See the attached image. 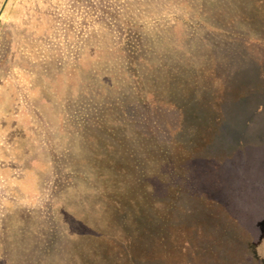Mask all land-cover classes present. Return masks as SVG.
<instances>
[{
  "label": "rangeland",
  "instance_id": "1",
  "mask_svg": "<svg viewBox=\"0 0 264 264\" xmlns=\"http://www.w3.org/2000/svg\"><path fill=\"white\" fill-rule=\"evenodd\" d=\"M205 228L199 260L264 264V0H0V264H166L162 229L197 264Z\"/></svg>",
  "mask_w": 264,
  "mask_h": 264
},
{
  "label": "trees",
  "instance_id": "2",
  "mask_svg": "<svg viewBox=\"0 0 264 264\" xmlns=\"http://www.w3.org/2000/svg\"><path fill=\"white\" fill-rule=\"evenodd\" d=\"M120 4L124 6V2H121ZM124 13H125V10L122 7H119V8L111 7L109 11L110 20H112L114 24H117V23L120 24L122 35L124 36V41L129 40L128 44H125V42L123 41L120 47V54L122 57V61L125 63V66L126 64L129 65L130 67H132L134 72L138 73L137 69L140 67L139 60L142 58L141 56L144 54L143 51L145 50L146 52L147 50L150 49V47L147 46L146 43H143L142 37L145 34V32L139 29L141 28V26L138 25L137 23H133L132 21H127L128 18L124 16ZM133 78L135 79V77ZM152 121H153L152 123L154 124V126L158 127L159 129L160 125L159 124L157 125L159 121H155V120H152ZM168 128L169 126L167 125H166V129L164 128V133H166V135H169V132L171 131V130H168ZM160 130H163V129L161 128ZM172 142L173 141H171L170 139V141H168L165 144H169ZM102 174H103L102 170L100 171L96 170V177H98L97 178L98 181H100L101 178L105 179L104 178L105 176ZM207 191H208V187H204L200 185V190L198 191L199 193H197V191L195 192L200 197V199H202L204 196L208 195V193L206 194ZM206 207L207 206L204 207L206 216L203 218L205 223L203 224V222L200 220V222L202 223L200 224L201 230L208 221L212 223V219L215 217L213 214H210L212 213V211L210 213L206 212ZM213 212H216V210H214ZM216 215H219V214L217 213ZM167 232H168L167 229H162V230H159L158 232L151 233L143 241L145 243L143 247L144 248L143 252L145 255H147V257L150 256L151 258L153 257V259L156 260L158 250L161 249L162 250L161 258H164L166 256V264H173L171 261L173 258V248H170L167 246V244L172 241V235L170 233L168 234ZM209 234L210 232H208V229L205 228V232L202 231L201 233H199L197 239L192 243V245H189L190 247H184L185 251L188 252L190 250L191 259L196 260L197 264H206L204 263V260H199L200 255L202 256L203 252L206 250H210V251L214 250V243L210 242L208 239ZM187 248H190V249L188 250ZM216 263L221 264L222 260L221 261L218 260L216 261ZM116 264H122V262L118 261L116 262Z\"/></svg>",
  "mask_w": 264,
  "mask_h": 264
}]
</instances>
